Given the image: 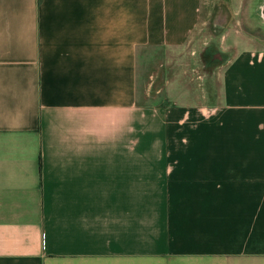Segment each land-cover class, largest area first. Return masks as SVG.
I'll return each mask as SVG.
<instances>
[{
	"label": "crops",
	"instance_id": "0c3cea01",
	"mask_svg": "<svg viewBox=\"0 0 264 264\" xmlns=\"http://www.w3.org/2000/svg\"><path fill=\"white\" fill-rule=\"evenodd\" d=\"M206 2L0 0V264H264V48L149 92Z\"/></svg>",
	"mask_w": 264,
	"mask_h": 264
},
{
	"label": "rangeland",
	"instance_id": "374dc122",
	"mask_svg": "<svg viewBox=\"0 0 264 264\" xmlns=\"http://www.w3.org/2000/svg\"><path fill=\"white\" fill-rule=\"evenodd\" d=\"M206 1L201 10L202 25L186 46L173 58L169 53L155 60L149 71L152 97L172 103L219 101L221 71L229 57L246 46L264 48V0H259L257 9L250 6L249 13L232 0ZM240 34L247 36L242 44Z\"/></svg>",
	"mask_w": 264,
	"mask_h": 264
}]
</instances>
